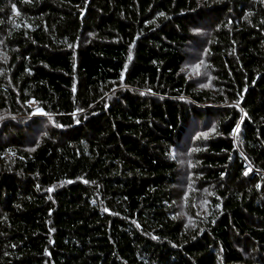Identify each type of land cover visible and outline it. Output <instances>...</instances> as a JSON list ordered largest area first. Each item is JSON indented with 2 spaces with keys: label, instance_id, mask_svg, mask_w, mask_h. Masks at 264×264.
Masks as SVG:
<instances>
[{
  "label": "trees",
  "instance_id": "16d2710c",
  "mask_svg": "<svg viewBox=\"0 0 264 264\" xmlns=\"http://www.w3.org/2000/svg\"><path fill=\"white\" fill-rule=\"evenodd\" d=\"M0 264H264V0H0Z\"/></svg>",
  "mask_w": 264,
  "mask_h": 264
},
{
  "label": "rangeland",
  "instance_id": "374dc122",
  "mask_svg": "<svg viewBox=\"0 0 264 264\" xmlns=\"http://www.w3.org/2000/svg\"><path fill=\"white\" fill-rule=\"evenodd\" d=\"M209 32V31H208ZM207 32L205 30L198 31L195 35H198V40L200 41L197 45L192 43V46L189 47V50H187V54L189 55L186 63L184 65L183 73L186 75L187 78L192 80H197L203 76H207V51H206V42H202V40L207 41ZM210 35V34H209ZM205 44L204 49L201 48L202 45ZM32 108L36 109V115L39 114V111L37 109V105L33 104L31 105ZM35 115V116H36ZM6 119L5 121H8V119H14V117H4ZM39 118V117H36ZM42 122L41 124V131L42 134L47 133L49 130H51L53 127L51 126L49 121H44L40 118ZM12 121V120H11ZM216 123L217 120L213 119L210 122L203 121V120H195L194 127L191 129V131L188 134V138L185 139L184 146L180 147V160L181 165L184 167L186 166V169L189 168V172L186 176V183H183L184 175L181 172V177L179 178V185L178 188L180 190V197H182V201L191 199L192 201L197 202H208V195L209 190L205 187H202V185L199 183V173L198 172H192L195 168L194 164H189V159H192V155L198 151V144H202V140H206L210 138L211 136H214L216 134ZM183 183V184H182Z\"/></svg>",
  "mask_w": 264,
  "mask_h": 264
}]
</instances>
